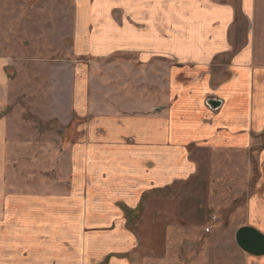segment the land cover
I'll return each instance as SVG.
<instances>
[{"label": "crops", "instance_id": "crops-1", "mask_svg": "<svg viewBox=\"0 0 264 264\" xmlns=\"http://www.w3.org/2000/svg\"><path fill=\"white\" fill-rule=\"evenodd\" d=\"M38 3L0 0V264H94L102 258L105 264H141L131 256L133 231L124 228L120 208L108 204L119 197L135 209L129 198L160 193L188 179L194 170L189 150L198 142L248 148L251 134L264 130V0H77L76 53L137 54L140 68L156 70L162 89L158 71L165 65L173 69L169 107L163 95L156 106L149 103L131 117L90 112L84 106L85 79L76 74L70 88L67 71L54 73L52 62L36 65V72L32 61L35 79L23 76L21 53L34 48L24 49L19 41L28 31H22L23 16L15 8ZM45 46L51 51L50 44ZM214 69L221 71L214 74ZM37 75L44 78L40 92ZM23 97L58 121L64 136L63 125L73 112L80 120L73 185L65 196L5 192V109ZM209 98L220 100V107L212 110ZM101 179L112 185L102 188ZM263 202L257 203L261 209ZM256 218L250 226L264 234V220ZM87 227L111 231L88 235ZM118 248L126 254L110 260ZM252 257L254 264H264V256Z\"/></svg>", "mask_w": 264, "mask_h": 264}, {"label": "rangeland", "instance_id": "rangeland-1", "mask_svg": "<svg viewBox=\"0 0 264 264\" xmlns=\"http://www.w3.org/2000/svg\"><path fill=\"white\" fill-rule=\"evenodd\" d=\"M76 1L39 0L37 7L15 8L23 16L22 31H28L19 41L24 49L34 48L31 54L21 53L25 55L20 61L25 62L23 76L35 79L33 71H29L28 64L32 61H36L33 67L36 72V65L43 66L44 61L53 63L54 73L67 71L66 83L70 88L76 74L81 76L87 87L84 106L92 109L90 112L97 109L101 114L131 117L141 114L149 103L156 106L163 95L165 107H169L168 77L173 69L168 65L158 71L165 83L162 89L156 70L140 68L137 54L123 52L94 58L76 53ZM29 13L35 14L37 20L33 21ZM32 31L35 34L27 38ZM46 44H50L51 51L46 50ZM9 54L10 59L14 58L13 52ZM215 71L221 70L214 69V74ZM37 80L40 92L44 78L37 75ZM5 110L6 194L19 191L65 196L72 188L75 173L73 158L80 122L77 113L73 112L63 125L67 130L64 136L61 132L65 128L53 117H44L28 97L12 101ZM149 111L153 112L151 108ZM194 146L189 150L194 170L188 179L177 181L160 193L145 192L129 198V204L137 205L135 209L126 208L119 197L110 200L108 205L120 208L124 228L133 231L131 256L141 264H254L253 255L240 249L234 236L240 226L255 225L256 216L264 220V209L257 204L264 201V130L251 134L248 148L223 147L210 141ZM104 174L101 169V177ZM100 181L104 184L102 188L112 185L108 179ZM84 231L88 235H103L111 230L87 227ZM116 251L109 259L122 258L127 252L123 248ZM105 260L94 264H105Z\"/></svg>", "mask_w": 264, "mask_h": 264}, {"label": "water", "instance_id": "water-1", "mask_svg": "<svg viewBox=\"0 0 264 264\" xmlns=\"http://www.w3.org/2000/svg\"><path fill=\"white\" fill-rule=\"evenodd\" d=\"M206 104L216 110L220 107L221 101L209 98ZM235 243L244 252L253 256H264V234L252 226H240L235 232Z\"/></svg>", "mask_w": 264, "mask_h": 264}]
</instances>
